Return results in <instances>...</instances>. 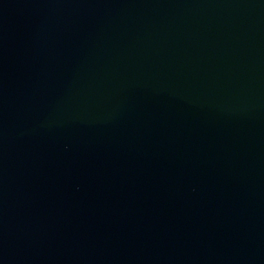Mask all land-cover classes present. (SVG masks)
<instances>
[{
    "label": "water",
    "instance_id": "water-1",
    "mask_svg": "<svg viewBox=\"0 0 264 264\" xmlns=\"http://www.w3.org/2000/svg\"><path fill=\"white\" fill-rule=\"evenodd\" d=\"M0 264H264V0H0Z\"/></svg>",
    "mask_w": 264,
    "mask_h": 264
}]
</instances>
